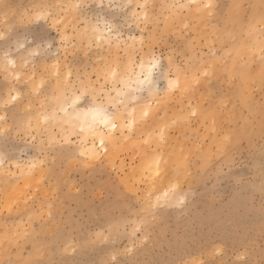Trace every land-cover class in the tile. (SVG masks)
Here are the masks:
<instances>
[{"label": "rangeland", "instance_id": "obj_1", "mask_svg": "<svg viewBox=\"0 0 264 264\" xmlns=\"http://www.w3.org/2000/svg\"><path fill=\"white\" fill-rule=\"evenodd\" d=\"M175 1L147 0L150 20L138 26L132 19L133 11L141 12L135 0L124 11L108 8L110 0H103V8L97 7L101 0H43L52 5L80 2L86 7L83 15L67 16L54 7L55 19H63L57 27L52 20L26 27L25 18L38 0H0V33L9 37L0 40V116L12 129L10 138L0 137V156L5 158L0 166V264L40 259L103 264L113 256L119 264H264V195L258 159V147L264 143V63L258 49L250 50L264 27L259 22L264 0ZM204 4L211 7L204 9ZM85 18L113 20L121 48L125 42L137 49L143 46L145 52L162 58L161 70L168 78L175 79L180 68L181 85L185 81L189 85L187 91L169 89L161 76L151 94L139 92L138 103L118 106L119 113L126 115L124 123L130 118L125 108L136 109L135 125L131 131L123 128V136L116 130L108 154L87 168L48 148L49 136L62 143L65 129L72 131L69 125L59 120L37 124L40 112L56 108L52 97L57 70L61 88L69 73V91L73 85L78 91L81 81L94 86L96 100L88 95L79 108L103 105L117 114L107 106L104 94L97 93L99 88L112 92L122 87L111 79L106 82L102 72L117 50L81 40L76 26ZM250 26L256 29L251 36ZM36 32L45 39L32 42ZM61 34L70 38L67 43ZM25 37L29 43L18 50L17 41ZM6 51L15 61L7 71ZM119 55L123 60V50ZM205 66L212 68L207 77L202 75ZM33 75L36 83L45 78L38 97L28 82ZM9 93H19L20 103L4 106ZM149 104L150 115L143 118ZM197 107L201 114L191 117ZM209 111L216 113L215 130L210 120L207 124L204 120ZM181 115L186 118L178 120ZM165 123L170 126L159 143L158 131ZM76 133L72 146L79 149L83 140L88 148L91 139ZM226 136L230 143H224ZM156 152L163 154L164 161L159 176L154 168L146 171ZM33 164L36 167L28 173ZM170 183H178L176 191L168 193L173 206L154 217L147 215L146 207L157 197L165 203ZM181 197L183 205L175 206ZM141 221L144 230L133 233ZM41 239L47 246L38 251Z\"/></svg>", "mask_w": 264, "mask_h": 264}, {"label": "snow or ice", "instance_id": "obj_2", "mask_svg": "<svg viewBox=\"0 0 264 264\" xmlns=\"http://www.w3.org/2000/svg\"><path fill=\"white\" fill-rule=\"evenodd\" d=\"M7 8L8 6L5 5ZM54 7H59L65 10V15L68 14L72 15H83V9L86 7L83 3L80 2H69L66 4L61 5H52L43 0H38L37 3L33 5V11L25 18L27 21L26 27L31 26L33 24L39 26L41 21L44 24H48L49 20L53 21L52 26L57 27L58 23L63 22V19L57 21L54 17L52 9ZM99 8L105 7L103 0L101 3L97 5ZM110 9H116L118 11H124L132 7L130 0H124V2L115 3L110 0L109 4L107 5ZM141 12L133 11L132 19L137 22L139 26L140 23L147 24L150 20V16L148 14L149 5L147 0L144 3L137 4ZM174 7V6H171ZM179 7H184V5H180ZM211 7V4H204L203 8L208 9ZM262 13L260 17V23L264 25V3L261 5ZM115 17H113V20ZM113 20H102L97 18L95 22L90 21L89 19L85 18L81 24H78L76 27L79 28L78 36L81 40L88 39L90 42L94 40L98 47H103L105 45L111 50L113 47L117 50V56L114 60L105 63L104 67L102 68V72L104 74L105 81L107 82L109 79L113 83H119L122 87L118 89H114L116 91L115 97H110L109 102L112 104L113 107H116L117 103L123 104L124 100L121 99L122 97H127L131 94L133 101L136 100L135 93L143 92L147 90L150 94L152 92L153 85L155 84L156 80L159 79L161 76H164L167 79V84L169 89H180L181 87L184 88V91L188 90V82L185 81L184 85H181L180 82V73L182 69L177 68V75L175 79L168 78L165 73L161 70L162 69V58L155 55L154 52H145L143 46L137 49L135 44L128 45L126 42L121 48V41L120 36L118 33V26L113 22ZM24 21L22 20V23ZM256 31L254 26H250L248 29L249 36ZM9 37L5 36L3 33H0V40H7ZM45 39L44 35L40 32H36L32 36V42L36 41H43ZM69 37L65 34H61L62 42L67 43L69 41ZM29 41L27 37H25L24 41H17L16 47L18 50H23L25 45L28 44ZM141 45H143V41H141ZM256 49H258L261 62L264 63V27L259 29V36L254 42L253 47L250 49L255 53ZM123 50L124 58L119 55V52ZM11 53L4 52L3 56V66L5 71L9 65L15 67V63L12 59H10ZM137 57L139 58V62L137 63ZM126 60V62H124ZM123 63V74L121 73V65ZM172 61L169 59V64L171 65ZM139 71H136V69ZM131 69L134 75L128 76V79H124L125 75H128V70ZM212 73V68L210 66H205L204 71L202 73L203 76L207 77ZM57 76V91L53 95L52 100L56 103V108L53 109L51 113L47 111H42L37 116V124L40 125L42 122L47 123L50 120H59L62 125L66 124L71 127V132L65 129L66 135L63 137V142L61 143L55 136H49L47 140V145L49 150L53 152H59L60 155L68 159L69 161H78L83 167H95L96 164L93 162H101L102 158L108 154V145L114 142V134L115 130L119 126L121 129L128 128L131 131L133 121L128 120L123 124L118 125L115 119V115L110 119L107 116L102 117V112L106 111L102 107L100 108H93L89 109L88 112H80L78 111V106L80 101L88 96L91 95L93 101L96 100V94L94 86H90V84H85L81 81L80 89L77 91L75 86L73 85V90L71 94H69V84L71 73H69V79L64 81L63 88H61L60 82V73L59 70L56 72ZM21 77L17 76V79ZM195 81L199 80V76L193 77ZM32 84V92L37 97L41 94L44 86H45V78L42 76L39 83H36L35 76L33 75L29 81ZM262 83H264V74H262ZM21 101V96L19 93L13 95L9 93L8 99L4 100L2 103L4 106L19 104ZM43 107V105H42ZM151 105L149 104L147 108L142 112V117L147 118L150 115ZM262 114H264V106L261 108ZM62 114V115H59ZM89 114H91V120L88 119ZM200 109L194 108L192 112L189 114L191 117H195L200 115ZM184 115H181L177 119H185ZM204 120L207 124L208 121H211L213 130H215V125L217 123L216 113L213 111H209L204 113ZM77 122L80 126V131L76 133V135H80L85 132V125L87 126V131L92 133L93 135V142L91 148H86L85 141H81L79 145V149L74 148L72 146V133L76 130ZM177 121H172V124H175ZM7 123V119L5 116H0V137L3 138H10L12 129L9 127H5ZM98 124H103L105 127L111 126V131L109 133H105L98 129ZM170 125L165 123L158 131L159 143H163L165 140V131ZM262 126V133H264V117L261 120ZM29 128H31V121H29ZM121 136H123V132H121ZM33 139H35L33 137ZM97 139L99 143L97 144ZM262 139H264V135H262ZM231 138L226 136L224 138V143H230ZM43 143V142H42ZM145 143H149V141H145ZM58 146V147H57ZM258 159L260 164V191L262 195H264V143H261L258 147ZM4 157L0 156V166L4 163ZM163 154L160 152L154 153L147 165L146 171L151 172L153 168L155 169V176L160 175V167L163 163ZM36 165H30L28 168V173H31L32 169L35 168ZM179 167V165H178ZM25 174L22 172V175ZM178 188V183H170L168 190L164 193L163 199L165 200L164 204L160 203L161 197H157V201L155 204L149 203L148 207H146L145 212L147 215L154 217L157 211L161 210L164 207L173 206L170 204L168 200V193L175 192ZM184 203L183 197L177 200V205L175 206H182ZM262 211H264V207H262ZM51 215V213H49ZM143 221L138 224L136 227H133V233H139L143 231ZM105 240L108 237H104ZM47 246L46 240H38L37 242V250L40 251ZM29 264H62L60 261L55 260H35L30 261ZM103 264H119V262L113 256L110 260L104 261Z\"/></svg>", "mask_w": 264, "mask_h": 264}, {"label": "bare ground", "instance_id": "obj_3", "mask_svg": "<svg viewBox=\"0 0 264 264\" xmlns=\"http://www.w3.org/2000/svg\"><path fill=\"white\" fill-rule=\"evenodd\" d=\"M136 2H137V4H140V3H143L141 0H135ZM178 1V3H181V1L182 0H177ZM177 1H175V2H177ZM190 1V3H196V2H198L199 0H189ZM135 2V3H136ZM11 59V58H10ZM13 60V59H12ZM14 61V60H13ZM14 63H15V61H14ZM11 66V65H10ZM137 71H139V69L137 68ZM129 75H127V76H124V79H128V76H131V75H134V73L132 72V70L130 69L129 70V73H128ZM19 74L17 73V76H18ZM174 78H176V77H174ZM63 88V87H62ZM69 89H71V87L69 88ZM100 89V90H99ZM98 90L99 91H97V93L99 92V93H103L104 94V96H105V99L107 100V102H106V104H107V106L109 105V106H112V104L109 102V98L110 97H113V93L115 94L114 95V97L116 96V91L114 90V89H117V88H114V89H112L113 91L112 92H110V90H109V92L108 91H105L104 89H102V88H99ZM97 90V89H96ZM71 92H72V90H70L69 91V94H71ZM139 92H137V93H135V96H136V100L135 101H133V99H132V96H131V94H129L127 97H122L121 99H123L124 100V103L123 104H119V103H117V105H116V107H113L114 108V110L116 111V115H115V119H116V122H117V124L118 125H120V124H123L124 123V118L126 117V115L124 114V113H119V110L117 109V107L118 106H120V105H125L126 104V102H130V103H138V100H139ZM81 102V101H80ZM80 104V103H79ZM100 107H102L103 109H105L106 111H103L102 112V117L103 116H107V117H109L110 119L113 117V114H111L109 111H108V109H107V107L106 106H103V105H99V106H91V107H88V108H79V106H78V111H80V112H88L89 111V109H93V108H100ZM125 111L127 112V115H129V120H132L133 121V125H135V121H136V113H137V111H136V109L134 108V107H130L129 109L128 108H125ZM59 115H62V114H59ZM91 118H92V116H91V114H89V117H88V119L89 120H91ZM132 125V126H133ZM85 132L84 133H82V135L85 137V138H90L91 139V142H93V135H92V133H90L89 131H87V126L85 125ZM98 129L99 130H101V131H103V132H105V133H109L110 131H111V126L109 125L108 127H105L103 124H98ZM116 130H120V132H121V128L118 126L117 127V129ZM116 130H115V132H116ZM76 131L77 132H79L80 131V126H79V123L77 122V125H76ZM114 137H115V134H114ZM97 144L99 143V141H98V139H97ZM91 146H92V143H90V145H88L87 147L88 148H91ZM16 164V163H15Z\"/></svg>", "mask_w": 264, "mask_h": 264}]
</instances>
